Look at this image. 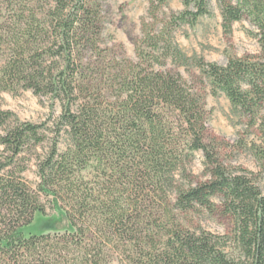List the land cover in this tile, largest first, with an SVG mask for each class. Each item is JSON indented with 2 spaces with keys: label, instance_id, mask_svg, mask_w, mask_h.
Instances as JSON below:
<instances>
[{
  "label": "trees",
  "instance_id": "obj_1",
  "mask_svg": "<svg viewBox=\"0 0 264 264\" xmlns=\"http://www.w3.org/2000/svg\"><path fill=\"white\" fill-rule=\"evenodd\" d=\"M0 0V92L32 90L61 113L42 123L0 110V264H264V0H216L223 26L248 19L261 56L224 65L187 56L164 30L144 31L140 62L99 71L96 0ZM211 0H184L173 27L195 24ZM155 13H153V16ZM169 34H171L169 32ZM95 58V59H93ZM191 60L233 109L262 134L251 145L259 171H231L205 138L204 98L180 74L145 62ZM153 66V65H152ZM33 189L23 174L32 147ZM208 179L182 181L195 152ZM42 197L64 216L61 228L26 234ZM220 204L217 205L216 200ZM221 209L233 236L195 228L183 214Z\"/></svg>",
  "mask_w": 264,
  "mask_h": 264
},
{
  "label": "rangeland",
  "instance_id": "obj_2",
  "mask_svg": "<svg viewBox=\"0 0 264 264\" xmlns=\"http://www.w3.org/2000/svg\"><path fill=\"white\" fill-rule=\"evenodd\" d=\"M44 1V0H43ZM42 1V3H43ZM99 11L101 34L99 44L102 51L97 52L99 71L112 74L120 66H127V60L140 62L138 47H145L144 31L153 28L164 31L165 38L170 35L178 47L189 57L203 58L206 62L224 65L230 58L261 56L262 50L254 36L256 28L248 20L234 22L230 31L223 26L222 9L216 0L209 4V14L200 16L193 25L189 23L173 27L171 21L185 9L184 0H96ZM155 13V17L153 16ZM172 28V27H171ZM169 32L171 34H169ZM93 58V59H95ZM145 62L148 69L168 70L180 74L187 85L199 90L204 98L205 138L210 150L229 170L259 171L260 166L253 156L251 145L262 143V134L256 127H250L248 118L237 113L228 97L218 92L212 93L209 81L202 76L200 70L191 60L190 66L180 65L167 59L165 65ZM0 110L10 111L12 120L20 122L42 123L50 117L55 119L61 113L59 103L51 104L45 96H38L32 90H21L18 93L0 92ZM4 127L0 126V133ZM53 133L49 132L46 141L28 151L27 170L23 174L25 180L33 188H37V159L49 150ZM3 146L0 144V152ZM209 170L203 152L197 151L187 163L182 181L202 182L208 179ZM51 197H42L44 211L36 213L34 222L25 229L26 234L61 228L64 225L63 213L53 206ZM220 204L219 199L216 200ZM185 221L193 227L204 228L216 235L233 236L231 218L218 209L210 213L203 208L183 214ZM108 264H121L117 255L111 257Z\"/></svg>",
  "mask_w": 264,
  "mask_h": 264
}]
</instances>
